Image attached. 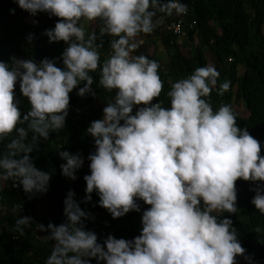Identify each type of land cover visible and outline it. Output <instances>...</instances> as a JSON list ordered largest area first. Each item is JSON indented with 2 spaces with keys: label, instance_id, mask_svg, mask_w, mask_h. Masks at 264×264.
I'll return each instance as SVG.
<instances>
[{
  "label": "clouds",
  "instance_id": "clouds-1",
  "mask_svg": "<svg viewBox=\"0 0 264 264\" xmlns=\"http://www.w3.org/2000/svg\"><path fill=\"white\" fill-rule=\"evenodd\" d=\"M14 2L33 17L43 12L58 18L43 35L49 43L63 41L67 47L59 57L62 68L55 58L39 63L15 57L10 63L0 61V181H12L28 199L47 193L53 172L37 168L30 154L38 138L48 141L50 134L64 129L69 93L83 82L77 95L94 96L91 86L97 83L114 92V98L106 103L102 118L86 130L95 151L87 157L90 174L83 178V202H90L95 192L99 206L113 219L139 211L138 200L149 206L142 212L138 236L127 240L108 235L98 242L97 234L84 224L94 217L69 191L63 201L65 221L58 226L36 225L38 231L48 233L47 242H54L45 264H91L93 259L96 264H237V257L254 264L245 255L232 220L214 214L238 212V179L256 184L250 202L264 214L260 142L237 127L230 105L214 111L206 99L213 89L223 96L231 81L217 86L220 74L214 66L197 67L171 83L165 107L160 100L153 103L164 87L159 63L134 55L143 44L139 36L153 33L166 16L186 14L187 4L181 0ZM96 21L98 31L91 25ZM105 37L112 39L101 62ZM26 39L31 43L32 35ZM17 84L29 104L26 113L19 110ZM58 156L64 161L61 174L76 180L84 158L68 151H58ZM14 207L22 210L21 203ZM31 221L19 216L11 231L23 236ZM254 231L264 233L259 226Z\"/></svg>",
  "mask_w": 264,
  "mask_h": 264
},
{
  "label": "trees",
  "instance_id": "trees-1",
  "mask_svg": "<svg viewBox=\"0 0 264 264\" xmlns=\"http://www.w3.org/2000/svg\"><path fill=\"white\" fill-rule=\"evenodd\" d=\"M181 2L188 6L186 14L166 16L153 33L138 37L143 44L134 55H145L160 65L159 75L164 87L153 103L160 100L167 107L165 94L170 90L171 83L188 77L197 67L210 65L211 61L220 74L217 86L231 81V87L223 96L213 89L206 99L214 111L221 105H230L237 127L246 129L260 142V155L264 156V0ZM56 22L58 18L43 12L31 16L14 0H0V61L10 63L15 57L39 63L44 58H55L56 66L62 68L59 57L67 45L63 41L49 43L48 37L43 35L46 30L54 28ZM173 22H181L184 37H176V34L166 30ZM98 23L91 22L97 31ZM29 34L32 35L31 43L26 39ZM111 39L105 37L104 48L100 49L101 62L107 58ZM92 75L94 80H98L97 73ZM79 87H83V82L69 93V115L64 129L50 134L48 141L38 138L37 147L30 154L37 168L53 172L47 193L28 199L21 187L12 186V181H0V264H45L54 242H47L44 236L48 233L38 231L36 225L46 226L51 222L58 226L65 221L63 201L69 191L74 192V199L81 209L94 217L85 220L84 224L86 230L97 234L98 242L108 235L131 240L140 234L141 215L149 207L143 201H136L139 211H130L115 219L107 209L99 206V197L95 192L91 194L90 202H83L86 195L83 178L90 174L87 157L95 151L94 140L86 130L93 121L102 118V110L114 98V92L109 93L94 83L91 87L96 95L81 97L77 95ZM15 92L20 101L19 110L26 113L29 104L20 93L19 84L15 86ZM58 151L79 153L84 158L85 163L76 173V180L61 174L60 164L64 161L59 158ZM235 186L238 212L214 214L230 218L237 229L241 246L246 250L245 255L251 256L254 264H264V233L254 231L258 226L264 229V214L250 202L255 195L253 189L256 184L238 179ZM18 203L22 204L20 212L14 207ZM19 216L32 218L31 226L25 229L23 236L11 231ZM236 260L237 264H246L243 257ZM91 264H96V261L93 259Z\"/></svg>",
  "mask_w": 264,
  "mask_h": 264
},
{
  "label": "built area",
  "instance_id": "built-area-1",
  "mask_svg": "<svg viewBox=\"0 0 264 264\" xmlns=\"http://www.w3.org/2000/svg\"><path fill=\"white\" fill-rule=\"evenodd\" d=\"M169 31H173L175 34H183L181 30V22L179 23H171L168 27Z\"/></svg>",
  "mask_w": 264,
  "mask_h": 264
},
{
  "label": "rangeland",
  "instance_id": "rangeland-1",
  "mask_svg": "<svg viewBox=\"0 0 264 264\" xmlns=\"http://www.w3.org/2000/svg\"><path fill=\"white\" fill-rule=\"evenodd\" d=\"M210 65H212L213 66V63L210 61Z\"/></svg>",
  "mask_w": 264,
  "mask_h": 264
}]
</instances>
